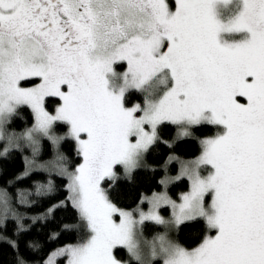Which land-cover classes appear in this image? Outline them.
Wrapping results in <instances>:
<instances>
[{
  "label": "snow or ice",
  "instance_id": "6c2138e0",
  "mask_svg": "<svg viewBox=\"0 0 264 264\" xmlns=\"http://www.w3.org/2000/svg\"><path fill=\"white\" fill-rule=\"evenodd\" d=\"M120 64L125 71H116ZM132 92L143 102L128 106ZM22 107L34 123L9 131ZM165 125L176 127L171 141L159 135ZM205 125L216 131L199 139L195 159L170 154L161 165L164 191L141 199L147 211L113 203L118 170L130 179L149 167L145 157L158 142L172 148ZM41 140L53 162L37 161ZM65 141L74 144L71 158L60 150ZM26 149L16 179L37 171L50 178L19 191V202L54 195L56 177L67 193L32 223L70 206L78 224L64 230L83 231L36 264H264V0H0V159ZM170 164L179 165L176 176L167 175ZM181 180L188 190L177 202L167 188ZM9 215L14 236L29 230L0 189V228ZM146 222L165 228L143 242L147 254ZM194 222L204 230L197 246L168 238ZM0 242L14 250V264H30L17 239Z\"/></svg>",
  "mask_w": 264,
  "mask_h": 264
},
{
  "label": "trees",
  "instance_id": "16d2710c",
  "mask_svg": "<svg viewBox=\"0 0 264 264\" xmlns=\"http://www.w3.org/2000/svg\"><path fill=\"white\" fill-rule=\"evenodd\" d=\"M135 100L143 102V97L136 93H129L126 99L127 105L132 104ZM34 123L33 114L27 107H22L19 110V115L15 117L8 125L9 131L21 132L27 127H31ZM58 132H65L63 126L57 127ZM176 127L172 125L162 126L159 130V135L162 141H171L176 136ZM215 128L211 126H199L192 129L194 138H185L174 143L172 148H169L165 143L158 142L147 153L145 163L149 167H141L137 169L130 179L125 178L120 172V178L109 189L110 198L117 205L124 208H131L137 205L142 198L150 195L154 191L162 189L160 180L164 177L165 171L161 167L164 161L170 154L182 157H193L200 152L199 139L215 134ZM74 144L71 141H65L61 144L60 150L70 158L73 156ZM53 155L52 146L49 141L41 140V152L37 157V161L47 160ZM23 156H31V149H26L21 152H13L9 159H0V189H6L10 197V209L16 213L24 215L23 223L30 228L27 232L21 235L14 236L16 228L15 219L9 215L5 221V227L0 228V235L7 236L12 239H17L20 245L19 251L30 264H36L37 261L44 259L48 252L53 249L63 246L68 243H76L83 234L82 229H73L65 231L63 226L78 224V217L70 206L57 209L51 217L45 220H38L35 224L32 223L31 217L39 216L53 204L63 200L67 195L63 187V181L58 177L55 178L57 191L49 197L30 196L32 201L31 206L21 204L19 202V191H35L36 182L45 183L49 179L47 172H33L28 178L17 180L16 177L23 172L24 162ZM178 164L168 165L167 174L176 173ZM152 169H155L154 171ZM11 182V183H9ZM188 189L186 180L177 181L170 184L169 191L174 198L178 197L180 192H185ZM146 233L154 231V234L161 230V226L154 225L151 222H146L144 226ZM57 233L58 237L55 240H50L52 234ZM145 235V233L143 232ZM204 235L203 223L194 222L182 225L179 231H175L173 236L179 244L192 248L197 246ZM32 242L39 244V250L34 254L27 248V244ZM14 250L7 244L0 242V264H14ZM119 255L128 260L127 252L119 251Z\"/></svg>",
  "mask_w": 264,
  "mask_h": 264
},
{
  "label": "rangeland",
  "instance_id": "374dc122",
  "mask_svg": "<svg viewBox=\"0 0 264 264\" xmlns=\"http://www.w3.org/2000/svg\"><path fill=\"white\" fill-rule=\"evenodd\" d=\"M224 14L225 15H227V10H224ZM126 70V65H123V64H120V65H117L116 66V71L117 72H123V71H125ZM136 103H142L140 100H135L132 104H130V105H128V106H132L133 104H136ZM57 131V130H56ZM57 134H63V132H58L57 131ZM210 136V135H209ZM207 137V136H206ZM200 154V152H198L195 156H193V157H189V158H186V157H182L181 159L182 160H192V159H195L198 155ZM54 161V152H53V155L49 158V159H47V160H42V161H40L39 163H44V162H53ZM178 172H179V165H178V168H177V171H176V173H174V174H167L168 176H176L177 174H178ZM165 176V175H164ZM164 178V177H163ZM162 178V179H163ZM170 184H172V183H170ZM170 184L168 185V188H167V191H168V194H169V196H171V194H170V191H169V186H170ZM188 190V189H187ZM161 191H164V187L162 186V189L161 190H158V191H154L153 193H158V192H161ZM153 193H151L150 195H147V196H145V197H151L152 196V194ZM181 193H183V192H180L179 194H178V197H176V198H174L173 196H171V198L172 199H174V200H177V202H179V196H180V194ZM114 203V202H113ZM116 204V203H115ZM117 205V204H116ZM140 206L141 208H143L144 209V211H147L148 210V207H149V205L145 202V203H143V204H141L140 202L137 204V205H135V206H133V207H131V208H124V207H121V206H119V205H117L118 207H120V208H122V209H125V210H128V211H132V210H134V209H136L137 208V206ZM160 213H161V215L162 216H164L165 218H167V217H169L170 216V214H171V209L170 208H162L161 210H160ZM143 232L145 233V235L142 233V236L140 237V239H141V243H142V247H143V249H144V251H145V253L147 254V252H148V247H147V245L146 244H144L143 242L144 241H151L152 239H153V237H155L157 234H163L164 232H165V228L163 227V226H161V230H159L158 232H156L155 234H154V231H150V232H148V233H146L145 231H144V229H143ZM174 232H175V230H172V231H169L168 232V238L170 239V240H172L173 242H176V243H179L176 239H174V236H173V234H174ZM181 245V244H180ZM183 246V245H182ZM183 247H185V246H183ZM195 247V246H194ZM187 248V247H186ZM193 248V247H192ZM189 249H191V248H189ZM123 250V249H122ZM125 252H126V250H124ZM151 264H162V260L160 259V258H155V259H153L152 261H151Z\"/></svg>",
  "mask_w": 264,
  "mask_h": 264
}]
</instances>
